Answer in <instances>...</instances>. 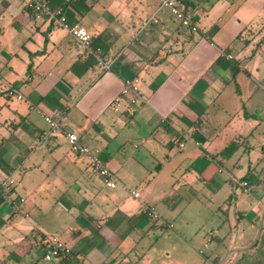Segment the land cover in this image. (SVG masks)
<instances>
[{"label": "crops", "instance_id": "crops-1", "mask_svg": "<svg viewBox=\"0 0 264 264\" xmlns=\"http://www.w3.org/2000/svg\"><path fill=\"white\" fill-rule=\"evenodd\" d=\"M175 3L195 32L161 10L159 0H70L67 22L84 28L111 61L103 70L53 21L33 20L21 0H0V185L18 184L1 196L0 264H34L28 255L38 250L31 243L36 233L70 248L67 258L51 262L42 251V264H264V227L246 242L240 235L209 246L214 238L206 237L208 254L184 261L165 260L164 250L148 254L143 244L150 230L185 233L176 209L186 195L201 201L205 192L210 207L224 208L231 188L218 175L229 162L246 169L241 180L249 190L242 194L264 196V0ZM152 16L158 23L140 30ZM134 78L141 99L134 106L122 101L114 112L123 81ZM10 88L20 100L6 97ZM44 115L59 123L58 132H49ZM67 132L99 152L114 188L69 150ZM231 143L234 152L223 156ZM45 183L61 237L34 218L46 210L34 198ZM144 204L158 221L142 213ZM248 209L246 216L254 213Z\"/></svg>", "mask_w": 264, "mask_h": 264}, {"label": "rangeland", "instance_id": "rangeland-1", "mask_svg": "<svg viewBox=\"0 0 264 264\" xmlns=\"http://www.w3.org/2000/svg\"><path fill=\"white\" fill-rule=\"evenodd\" d=\"M160 9L167 10L165 8ZM44 129H47V127L45 126ZM245 173V168L244 171H241L231 162L223 166L222 173L218 177L224 180L227 188H231V190L225 200V206L221 210H215L209 206L210 198L205 192L198 197L202 202L193 200L191 195H186L185 202L176 209V213L183 211L179 224L183 226L185 233L178 236L175 234L174 229L169 228L153 232L150 230L148 236L143 239V244L149 247L150 252L148 254L152 253L153 250H158V254L161 255L162 250H164L165 257L163 258L165 260L184 261L185 259L191 260L193 257L198 259L201 257L199 252L208 254L203 248L204 245H202V240L206 237L214 238L210 241L209 246H216L220 243V245L232 243L240 235H242L243 239L245 238V242L249 235L253 236L252 239L256 238L258 232L264 227V196L254 193L252 195L242 194L234 180H241ZM17 181L19 182V178H17ZM14 185L18 186L16 181H14ZM176 189L178 190L179 188ZM186 190L190 191L189 188H186ZM45 197H47L46 183L38 186L34 192V198L40 203L39 205L46 206V210L34 218L40 219L44 227L51 229L53 231L50 232L52 235L61 237L59 230H57L58 224L54 223V215L47 208L48 203ZM259 205L262 206V209H260ZM249 207L253 209L254 213L246 216ZM237 208H244V213L237 217L235 216L234 220L233 213ZM254 219H258V221L254 223ZM184 223H186L185 226ZM48 236H51V234H48ZM31 243H33V240H31ZM37 248L38 250L33 249L30 252L28 258L32 259L34 264H42L40 257L41 252L44 250L40 246H37ZM209 259V262L213 263L214 258Z\"/></svg>", "mask_w": 264, "mask_h": 264}, {"label": "built area", "instance_id": "built-area-1", "mask_svg": "<svg viewBox=\"0 0 264 264\" xmlns=\"http://www.w3.org/2000/svg\"><path fill=\"white\" fill-rule=\"evenodd\" d=\"M70 0H64L62 5L50 6L45 0H21L23 8L30 14L33 20H51L60 28L66 30L68 34L73 38L75 47L80 50L84 56L92 57L97 66L103 70H107L110 67L111 61L105 59L99 49H94L92 46V40L87 31L78 25H69L65 16V5ZM159 8H165L173 16L181 27L188 29L191 32H195L197 27L192 22L190 16L186 15L175 3V0H159ZM158 19L152 16L150 19L145 20L140 30L148 28L150 25H156ZM231 58L230 56H227ZM6 97L21 99V96L13 89H7L5 92ZM142 92L139 88L138 79H127L123 81L119 94L112 100L111 108L114 112H118L119 106L123 100L127 101L130 105L134 106L138 104L141 99ZM43 119L49 126V132L55 134L60 130V125L56 120L44 115ZM65 140L69 147V150L75 154L82 156L86 159L89 169L96 174L108 188H114L116 186L115 176L113 172L107 167L99 156V152L88 147L80 137L74 132L65 133ZM239 189L243 193H247L249 190V184L245 180L235 181ZM14 182L7 179L0 185V196H8L11 193V189ZM131 195L138 199L139 194L135 191L130 192ZM19 202H23V199H19ZM13 211H16V204L11 202ZM142 213L150 220L158 221L160 219L159 214L154 207L144 204L142 206ZM33 243L37 246H41L44 249L43 260L45 262H51L53 260H61L67 258L70 253V248L59 238L55 236H47L36 233L32 236Z\"/></svg>", "mask_w": 264, "mask_h": 264}, {"label": "trees", "instance_id": "trees-1", "mask_svg": "<svg viewBox=\"0 0 264 264\" xmlns=\"http://www.w3.org/2000/svg\"><path fill=\"white\" fill-rule=\"evenodd\" d=\"M234 150H235V145L231 143L225 150H223L222 155L225 157H230L232 153L234 152ZM1 201H2V198L0 196V203Z\"/></svg>", "mask_w": 264, "mask_h": 264}]
</instances>
